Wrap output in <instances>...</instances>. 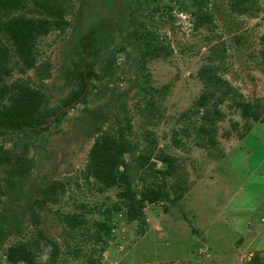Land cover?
<instances>
[{"label": "rangeland", "instance_id": "rangeland-1", "mask_svg": "<svg viewBox=\"0 0 264 264\" xmlns=\"http://www.w3.org/2000/svg\"><path fill=\"white\" fill-rule=\"evenodd\" d=\"M195 2L19 0L47 26L30 67L0 31V264H264V0Z\"/></svg>", "mask_w": 264, "mask_h": 264}, {"label": "trees", "instance_id": "trees-1", "mask_svg": "<svg viewBox=\"0 0 264 264\" xmlns=\"http://www.w3.org/2000/svg\"><path fill=\"white\" fill-rule=\"evenodd\" d=\"M196 2V10L192 14V26L193 28H198L202 25L207 24L211 20V15L208 11L205 10L206 6V0H195ZM245 1V0H242ZM19 7V0H0V31L1 29H6L9 34H11L13 43L16 46V51L18 57L22 60V63L26 67L32 66V58H31V50H32V43L34 39L36 38V35L40 33L41 29L47 26V22L41 19H35V18H26L23 15L19 16H9L13 10L17 9ZM4 17H7L4 19ZM98 41V40H97ZM95 40H90L89 36H85L82 41V48L83 51L86 52L89 56H95L98 53L99 44ZM262 43L264 44V37L261 38ZM157 49V48H156ZM261 59L264 62V49L261 51ZM94 65V59L91 61L85 62V69L83 73H80V79L83 82V86L81 89V92L85 91V88L87 86V81L89 80V77L92 73V68ZM78 95L75 96L72 95L66 101L67 105L71 104ZM16 113H10V119H9V127H12L14 129H17L19 131H25L23 128L25 126L28 127H34L32 132H36V126L40 125L41 120L36 119L33 120V122H29L27 119H25L23 122L17 123L15 121L16 119ZM243 115L250 116L255 121H264V117L261 116V114L256 109H249L248 107L243 108ZM211 143L213 142L212 138H209ZM1 154L6 155L9 154L8 150H0ZM1 157V156H0ZM163 161H166L167 168L166 173L168 175H171L173 173L174 167L171 163V158L165 157L162 159ZM143 164V161L140 162V165ZM178 187L182 189L181 191H174V199L175 201H179L182 197V191L186 190V187L182 188V186ZM129 217L131 219H137L141 222H143V213L141 206L138 208L133 207L131 212L129 213ZM8 260L12 263H18V262H24V264H32V255L31 253L26 249L25 246L22 245H16L14 247L10 248V252L8 253ZM256 261V258L254 259Z\"/></svg>", "mask_w": 264, "mask_h": 264}]
</instances>
